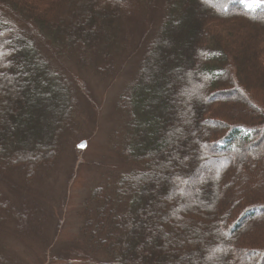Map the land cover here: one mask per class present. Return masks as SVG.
<instances>
[{"label":"trees","instance_id":"1","mask_svg":"<svg viewBox=\"0 0 264 264\" xmlns=\"http://www.w3.org/2000/svg\"><path fill=\"white\" fill-rule=\"evenodd\" d=\"M154 1L0 0V179L14 171L28 183L52 165L75 132L77 91L88 93L67 64L110 74L132 45V9ZM159 2L116 101L121 156L135 168L111 193L94 189L75 257L264 264V0ZM17 208L0 185L2 218ZM0 264H10L1 252Z\"/></svg>","mask_w":264,"mask_h":264},{"label":"rangeland","instance_id":"2","mask_svg":"<svg viewBox=\"0 0 264 264\" xmlns=\"http://www.w3.org/2000/svg\"><path fill=\"white\" fill-rule=\"evenodd\" d=\"M162 8L156 0L132 9L128 24L132 45L127 49L128 54L134 52L119 56L110 74L78 73L67 64L88 93L77 91L75 132L73 126L52 165L39 168L28 183L19 172H2V191L20 206L12 218L0 215V252L10 264H83L75 255L87 200L96 187L111 193L117 177L135 168L121 156L125 115L116 108V101L136 74ZM237 87L228 92L230 97H238L241 84ZM81 141L85 145L79 148Z\"/></svg>","mask_w":264,"mask_h":264},{"label":"water","instance_id":"3","mask_svg":"<svg viewBox=\"0 0 264 264\" xmlns=\"http://www.w3.org/2000/svg\"><path fill=\"white\" fill-rule=\"evenodd\" d=\"M84 145H85V141H81V142H79V144L77 146L79 148H81V147H84Z\"/></svg>","mask_w":264,"mask_h":264}]
</instances>
